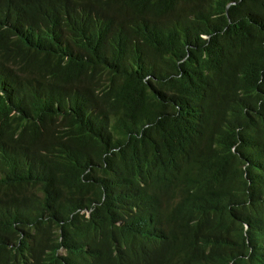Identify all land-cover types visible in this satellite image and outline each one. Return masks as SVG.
Masks as SVG:
<instances>
[{
  "label": "trees",
  "instance_id": "1",
  "mask_svg": "<svg viewBox=\"0 0 264 264\" xmlns=\"http://www.w3.org/2000/svg\"><path fill=\"white\" fill-rule=\"evenodd\" d=\"M0 264H264V0H0Z\"/></svg>",
  "mask_w": 264,
  "mask_h": 264
}]
</instances>
